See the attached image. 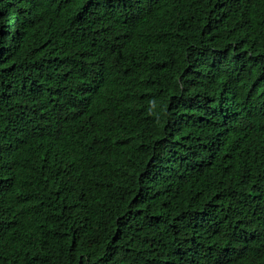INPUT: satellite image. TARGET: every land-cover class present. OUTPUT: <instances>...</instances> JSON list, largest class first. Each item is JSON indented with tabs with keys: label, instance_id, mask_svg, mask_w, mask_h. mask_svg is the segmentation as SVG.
I'll use <instances>...</instances> for the list:
<instances>
[{
	"label": "trees",
	"instance_id": "obj_1",
	"mask_svg": "<svg viewBox=\"0 0 264 264\" xmlns=\"http://www.w3.org/2000/svg\"><path fill=\"white\" fill-rule=\"evenodd\" d=\"M0 264H264V0H0Z\"/></svg>",
	"mask_w": 264,
	"mask_h": 264
}]
</instances>
